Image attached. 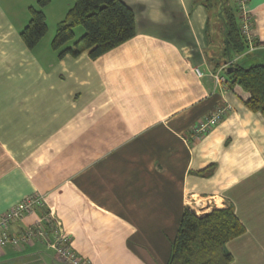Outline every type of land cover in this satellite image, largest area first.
<instances>
[{
  "label": "crops",
  "instance_id": "crops-1",
  "mask_svg": "<svg viewBox=\"0 0 264 264\" xmlns=\"http://www.w3.org/2000/svg\"><path fill=\"white\" fill-rule=\"evenodd\" d=\"M123 1L135 35L93 58L52 46L74 0H0V213L40 193L13 233L52 210L84 264H167L184 209L213 201L207 212L232 206L246 228L226 244L231 264H264V115L215 77L229 58L264 63V0L248 2L258 46L240 55L201 0ZM32 7L47 32L29 47ZM0 264L66 263L33 241L0 249Z\"/></svg>",
  "mask_w": 264,
  "mask_h": 264
},
{
  "label": "trees",
  "instance_id": "trees-1",
  "mask_svg": "<svg viewBox=\"0 0 264 264\" xmlns=\"http://www.w3.org/2000/svg\"><path fill=\"white\" fill-rule=\"evenodd\" d=\"M224 27L226 51L235 55L246 52L248 41L240 30L239 15L234 0H201ZM46 0H39L44 4ZM83 26L84 34L74 41V28ZM44 13L32 7L29 23L22 31L29 47L35 46L46 34ZM135 35V14L123 0H74L65 18L59 22L52 46L64 47V52L78 54L83 48L90 49L96 58ZM229 58L226 60L230 61ZM226 82L230 88L241 86L249 93L247 105L264 115V63L243 66L232 63L226 69ZM232 206L212 208L202 215L186 207L183 211L176 236L171 245L167 264H231L232 254L226 244L245 232Z\"/></svg>",
  "mask_w": 264,
  "mask_h": 264
},
{
  "label": "built area",
  "instance_id": "built-area-1",
  "mask_svg": "<svg viewBox=\"0 0 264 264\" xmlns=\"http://www.w3.org/2000/svg\"><path fill=\"white\" fill-rule=\"evenodd\" d=\"M238 9L240 30L248 41L247 53L257 49V43L252 35L253 18L248 8L249 0H234ZM233 62L228 61L216 73V81L224 83L226 77L221 71ZM200 73L199 70H197ZM230 105L223 104L193 127V137L198 138L209 132L224 117ZM43 194L32 193L23 200L0 213V249L11 246L21 248L33 241H41L54 250L56 257L66 264H84L82 257L75 251L69 233H67L57 216L52 210L46 211L37 221L22 228L18 233H13L11 227L25 215L35 212L45 205Z\"/></svg>",
  "mask_w": 264,
  "mask_h": 264
},
{
  "label": "rangeland",
  "instance_id": "rangeland-1",
  "mask_svg": "<svg viewBox=\"0 0 264 264\" xmlns=\"http://www.w3.org/2000/svg\"><path fill=\"white\" fill-rule=\"evenodd\" d=\"M80 27H83V26H80ZM257 46H258V44H257ZM254 56H255V54L250 55V56H246V60L248 61V59H252ZM201 203L202 202H199V205L197 204L196 207H193V210L199 215L206 213L208 208L210 207L211 203H213V201L207 203V200H206V203H204V204H201Z\"/></svg>",
  "mask_w": 264,
  "mask_h": 264
},
{
  "label": "water",
  "instance_id": "water-1",
  "mask_svg": "<svg viewBox=\"0 0 264 264\" xmlns=\"http://www.w3.org/2000/svg\"><path fill=\"white\" fill-rule=\"evenodd\" d=\"M230 71H231V69H229V68H228V69H226V72H228V73H229Z\"/></svg>",
  "mask_w": 264,
  "mask_h": 264
}]
</instances>
